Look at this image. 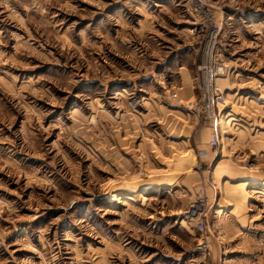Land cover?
Segmentation results:
<instances>
[{"label":"rangeland","instance_id":"rangeland-1","mask_svg":"<svg viewBox=\"0 0 264 264\" xmlns=\"http://www.w3.org/2000/svg\"><path fill=\"white\" fill-rule=\"evenodd\" d=\"M190 1L0 0V264H264V0Z\"/></svg>","mask_w":264,"mask_h":264},{"label":"built area","instance_id":"built-area-1","mask_svg":"<svg viewBox=\"0 0 264 264\" xmlns=\"http://www.w3.org/2000/svg\"><path fill=\"white\" fill-rule=\"evenodd\" d=\"M191 4V1L189 0ZM199 12L202 17L206 18L201 20L195 28L197 33L203 34L201 48H200V65L199 78H198V89L200 91L202 99V109L209 115L213 116L214 109L218 108V105L224 103V98L221 91L218 89L215 83V79L221 68L218 64V38L220 35V28L214 22L210 13L205 10L202 6L199 7ZM217 145V134L211 132L209 139V147L215 148ZM205 152H199V155H204ZM199 230L204 229L203 221H198L196 224ZM204 245L203 243H201ZM200 248V246L198 247Z\"/></svg>","mask_w":264,"mask_h":264},{"label":"bare ground","instance_id":"bare-ground-1","mask_svg":"<svg viewBox=\"0 0 264 264\" xmlns=\"http://www.w3.org/2000/svg\"><path fill=\"white\" fill-rule=\"evenodd\" d=\"M173 1H178V2H183L186 6V4H189V0H173Z\"/></svg>","mask_w":264,"mask_h":264},{"label":"crops","instance_id":"crops-1","mask_svg":"<svg viewBox=\"0 0 264 264\" xmlns=\"http://www.w3.org/2000/svg\"><path fill=\"white\" fill-rule=\"evenodd\" d=\"M212 130H213L212 132H216V134H217L216 126H213V127H212Z\"/></svg>","mask_w":264,"mask_h":264}]
</instances>
